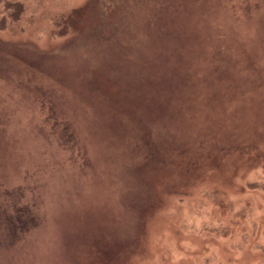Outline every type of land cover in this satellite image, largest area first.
Returning a JSON list of instances; mask_svg holds the SVG:
<instances>
[{
    "label": "rangeland",
    "instance_id": "obj_1",
    "mask_svg": "<svg viewBox=\"0 0 264 264\" xmlns=\"http://www.w3.org/2000/svg\"><path fill=\"white\" fill-rule=\"evenodd\" d=\"M0 264H264V0H0Z\"/></svg>",
    "mask_w": 264,
    "mask_h": 264
}]
</instances>
